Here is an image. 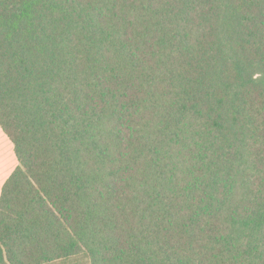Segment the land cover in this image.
I'll return each mask as SVG.
<instances>
[{"label": "trees", "instance_id": "16d2710c", "mask_svg": "<svg viewBox=\"0 0 264 264\" xmlns=\"http://www.w3.org/2000/svg\"><path fill=\"white\" fill-rule=\"evenodd\" d=\"M0 264H264V0H0Z\"/></svg>", "mask_w": 264, "mask_h": 264}, {"label": "crops", "instance_id": "0c3cea01", "mask_svg": "<svg viewBox=\"0 0 264 264\" xmlns=\"http://www.w3.org/2000/svg\"><path fill=\"white\" fill-rule=\"evenodd\" d=\"M6 139L9 140L8 138H6V135L4 134V132L2 131V129L0 128V191H1V187L4 183V181L6 180V178L9 176V174L11 173V171L15 168V156H14V165L10 166L11 163H13V160L11 162V146L8 142H6ZM12 153H13V149H12ZM14 155V153L12 154ZM13 168V169H12Z\"/></svg>", "mask_w": 264, "mask_h": 264}, {"label": "rangeland", "instance_id": "374dc122", "mask_svg": "<svg viewBox=\"0 0 264 264\" xmlns=\"http://www.w3.org/2000/svg\"><path fill=\"white\" fill-rule=\"evenodd\" d=\"M7 138V137H6ZM6 142H8L9 143V140H7L6 139ZM10 144V143H9ZM10 146H11V144H10ZM13 153H12V146H11V162H12V160H13V163H11V165L10 166H13L14 165V155H12ZM16 162V161H15ZM15 165H16V163H15ZM15 167V166H14ZM13 169V168H12ZM69 264H85L84 262H82V261H80V260H73L72 262H70Z\"/></svg>", "mask_w": 264, "mask_h": 264}]
</instances>
